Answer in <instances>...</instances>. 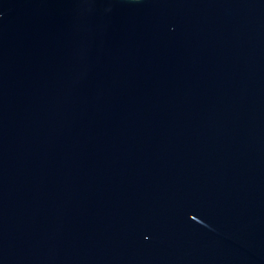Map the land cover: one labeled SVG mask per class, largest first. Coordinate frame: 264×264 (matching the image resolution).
I'll use <instances>...</instances> for the list:
<instances>
[{
    "label": "water",
    "instance_id": "water-1",
    "mask_svg": "<svg viewBox=\"0 0 264 264\" xmlns=\"http://www.w3.org/2000/svg\"><path fill=\"white\" fill-rule=\"evenodd\" d=\"M0 264H264V0H0Z\"/></svg>",
    "mask_w": 264,
    "mask_h": 264
}]
</instances>
